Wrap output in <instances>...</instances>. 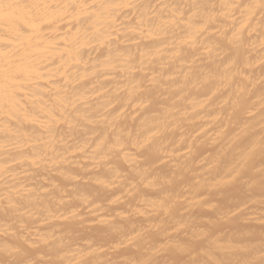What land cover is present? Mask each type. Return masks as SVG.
Instances as JSON below:
<instances>
[{
  "label": "bare ground",
  "instance_id": "obj_1",
  "mask_svg": "<svg viewBox=\"0 0 264 264\" xmlns=\"http://www.w3.org/2000/svg\"><path fill=\"white\" fill-rule=\"evenodd\" d=\"M158 11L169 15L168 9ZM136 15L119 23L132 25ZM233 25L239 28V13L229 19L219 16L193 47L181 44L187 37L178 28L162 40L145 38L139 48L115 37L85 41L79 22L71 17L51 29L44 25L45 43H34L30 49L40 78L16 84L19 111L11 123L15 125L20 116L24 129L32 131L40 129V120L51 122L56 150L48 151L39 166L31 163L36 153L27 144L9 143L13 156L24 154L22 162L0 154V165L7 168L0 175V248L20 247V258L33 261L56 259L57 251L73 259L74 252L90 248L94 264L259 260L264 164L257 155L241 176H234L233 169L248 146L244 137L237 139L241 129L246 123L253 125V133L260 128L258 117L252 121L248 113L259 112L264 99L260 65L264 38L257 30L237 50L229 44ZM144 44L160 51L150 63L140 64V52L148 50ZM117 47L129 49L141 71L128 74L123 67L106 66L109 49ZM9 48L16 44L2 50ZM16 55L26 54L21 50ZM228 55L236 61L234 69L228 67ZM146 74L157 80L149 107L140 104L136 98L140 93L133 95L131 90V75ZM64 88L86 95L88 106L80 113L59 107L55 93ZM108 101L114 106L105 110ZM24 112L33 120H23ZM84 112L95 122L80 119ZM8 115L0 112V121ZM153 125L162 126V131L154 137L151 153L131 143L123 149L112 147L118 138L128 141L131 133L134 139ZM8 196L17 202L15 209L3 207Z\"/></svg>",
  "mask_w": 264,
  "mask_h": 264
},
{
  "label": "snow or ice",
  "instance_id": "obj_2",
  "mask_svg": "<svg viewBox=\"0 0 264 264\" xmlns=\"http://www.w3.org/2000/svg\"><path fill=\"white\" fill-rule=\"evenodd\" d=\"M126 9L129 11H124ZM161 9H168L169 15L165 16L162 11H158ZM133 12L137 15L133 17L132 25L119 23L123 17H132ZM237 13H239L240 26L239 28L232 26L229 44L239 50L244 47L246 36L251 37L257 30L258 35L264 38V0H243V2L226 0L219 4L201 3L200 0H195V2L190 0L187 4H143L137 0H93L92 3L87 0H57V2L33 0L31 3L21 2V0H0V112L7 111L9 114L7 119L0 121V154L7 153L8 158L22 162L20 158L24 157V154L20 153L19 157L13 156L9 143L12 142L17 147L27 144L36 153L31 163L39 166V161L44 159L48 151L56 150L51 122L40 120V129L32 131L24 129L20 116H16L15 125L11 123L12 117L16 111H19L16 101V84L22 80L37 81L40 78V70L30 55V49L34 43L37 45L45 43L44 25H48L51 29L71 17L79 22L85 41L111 40L115 37L118 40L136 43L138 48L145 38L162 40L169 33L175 35L176 29L180 28L187 37L181 39V44L193 47L199 35L210 31L211 27L217 23L219 16L222 15L225 19H229L236 17ZM182 25L184 27H181ZM118 32L122 35L116 37ZM12 44H16L15 49L2 50L4 45ZM165 46H167L166 42ZM260 46L264 50V39ZM144 48L148 50L140 52V57H142L140 64L150 63L160 51L157 47L153 52L149 44H144ZM21 50L26 55H16ZM136 59L129 49L117 47L114 51L109 49V65L106 66L114 69L123 67L126 73L132 74L141 71L136 64ZM228 59L231 61L228 67L234 69L236 61L232 60L231 55H228ZM260 65L262 76H264V56L260 58ZM208 78L211 79V76ZM154 85H157L155 76L149 79L147 74L142 78L131 75L132 94L140 93L136 98L146 107L154 103ZM261 88L264 90V79L261 80ZM55 103L62 109L72 108L73 111L80 113L81 108L87 107L89 102L86 95L77 94L75 89L64 88L57 89ZM110 105L114 106V101H108L103 107L107 110ZM248 115L252 121H256L258 117L260 128L258 133H253L251 131L253 125L246 123L238 134L237 139L244 137L248 141V146L240 154L233 169L234 176H241L251 166L257 155L264 164V99L261 101L259 112L249 110ZM80 119L88 123L95 122L87 112L81 113ZM23 120L32 121V114L24 112ZM147 123L145 121V125ZM69 126L74 127L75 125L70 124ZM161 131L162 126L146 127L145 131L136 135L134 139L131 133H128V141L118 138L117 144L112 147L123 149L131 143L132 147L151 153L156 144L154 137L159 136ZM256 135L259 137L258 140L255 139ZM6 171L7 168L0 165V175ZM260 177V187L264 192V167H261ZM5 199L7 200V203L3 205L5 209L17 207V202H14L11 196ZM261 223L264 226V217L261 218ZM262 234H264V227H262ZM44 243L48 244L49 241L45 240ZM20 256V247L0 248V264H94L90 258L92 256L90 248L74 252L73 259L61 257L59 251L56 252V259L47 261L21 259ZM76 256L80 258L76 259ZM108 264H120V262L108 261ZM145 264H156V262H145ZM220 264H233V262L221 261ZM246 264H264V239L261 241L260 259L248 260Z\"/></svg>",
  "mask_w": 264,
  "mask_h": 264
}]
</instances>
